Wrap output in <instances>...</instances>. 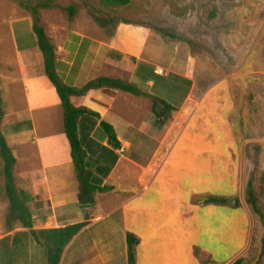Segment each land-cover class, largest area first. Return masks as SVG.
Returning a JSON list of instances; mask_svg holds the SVG:
<instances>
[{"label":"crops","instance_id":"obj_1","mask_svg":"<svg viewBox=\"0 0 264 264\" xmlns=\"http://www.w3.org/2000/svg\"><path fill=\"white\" fill-rule=\"evenodd\" d=\"M9 36L13 47L3 48L0 59V128L15 156L16 186L32 197L27 203L31 226L0 222V264H128L127 232L139 240L134 264H187V254L199 264L193 250H204L193 229L204 206L193 199L197 180H202L196 159L205 149L179 146L183 130L172 139L173 111L186 116L194 106L189 90L179 101L172 97L170 74L185 82L188 77L155 63L154 55L145 52L151 30L120 22L110 32L75 25L51 36L55 71L66 85L80 89L107 77L138 90L101 86L70 96L72 105L94 112L78 117L76 135L89 182L108 187L102 191L77 181L63 108L44 73L35 36L17 37L12 25ZM172 63L169 53L168 65ZM157 66L162 74L154 72ZM149 95L171 110L156 101L153 111ZM102 121L112 126L119 147L109 144ZM176 151L194 152V158L188 161L180 152L175 156ZM189 178L195 184L185 186Z\"/></svg>","mask_w":264,"mask_h":264},{"label":"rangeland","instance_id":"obj_2","mask_svg":"<svg viewBox=\"0 0 264 264\" xmlns=\"http://www.w3.org/2000/svg\"><path fill=\"white\" fill-rule=\"evenodd\" d=\"M43 1L49 6L38 8L40 25L50 38L75 25L110 32L127 22L151 30L145 52L154 55L155 63L188 77L185 82L170 74L173 100L189 90L190 103L198 104L186 116L173 111L172 139L183 130L179 146L205 149L196 159L202 165L198 195L227 198L226 205H204L196 218L194 238L204 251L193 254L199 264L207 255L218 264L237 259V264H264V0H130L113 9L98 0H0V59L3 48L13 47L9 25L17 37L30 33L34 38L29 12L20 4ZM193 154L180 152L188 161ZM194 179L183 183L195 184ZM248 181L262 217L246 202ZM0 205L4 226L19 223L10 215L1 174ZM187 257V264H194Z\"/></svg>","mask_w":264,"mask_h":264},{"label":"trees","instance_id":"obj_3","mask_svg":"<svg viewBox=\"0 0 264 264\" xmlns=\"http://www.w3.org/2000/svg\"><path fill=\"white\" fill-rule=\"evenodd\" d=\"M101 5L106 8H117L119 6L126 5L130 2V0H98ZM20 6L27 9L29 12V18L31 19V30L36 39V45L39 49L42 59H43V69L44 73L49 80V82L54 87L57 96L59 97L61 106L63 108V128L65 136L68 140L70 146V155L74 164V168L76 171V178L79 182L80 186L90 188L92 191L94 190H107V186L103 187H95L90 184L89 177L87 172L83 167V157L84 151L81 149L77 135H76V123L79 116L83 114H94L91 110L86 107L79 106L76 107L72 105L70 102V96L74 93H83L89 90L101 87V86H111L115 88H119L121 90L138 93V90L132 87L129 84L120 82L115 79L107 78V77H98L89 82H87L82 88L76 89L66 85L57 75L55 71V52L54 45L51 41V38L46 34L42 25H40V17L38 13V8L40 6L47 7L49 3L46 1L39 2L38 5L28 6L26 4L21 3ZM153 101V111L156 101L161 102L166 111L171 110V106L168 105L164 100H161L155 96L149 95ZM2 116V99H1V91H0V120ZM101 127L104 132L107 134L109 144L117 148L119 147V142L116 138L115 132L111 125L102 121ZM14 164H15V156L12 152L11 147L8 145L3 133L0 128V174L3 177V192L5 198L8 202V208L10 215L14 218H17L21 224L25 227H30V212L27 208V203L31 201V196L16 186V179L14 175ZM248 188L246 191V202L250 205L251 209L258 214L259 217H262V213L257 204L256 199L253 196L251 189V182L247 183ZM193 202L198 205H226L227 198L225 196L219 195H198L195 196ZM138 237L132 232L126 233V246H127V260L128 264H134L135 258V249L138 245ZM200 252L199 249H194V254L198 255ZM208 260L201 262L202 264H210L216 263L209 255ZM239 259H237L234 264H237ZM218 264V263H216Z\"/></svg>","mask_w":264,"mask_h":264},{"label":"built area","instance_id":"obj_4","mask_svg":"<svg viewBox=\"0 0 264 264\" xmlns=\"http://www.w3.org/2000/svg\"><path fill=\"white\" fill-rule=\"evenodd\" d=\"M154 72L157 74H162L164 72V69L162 67H155ZM122 151V149H120Z\"/></svg>","mask_w":264,"mask_h":264},{"label":"water","instance_id":"obj_5","mask_svg":"<svg viewBox=\"0 0 264 264\" xmlns=\"http://www.w3.org/2000/svg\"><path fill=\"white\" fill-rule=\"evenodd\" d=\"M233 201H234L233 199L230 200L231 203H232Z\"/></svg>","mask_w":264,"mask_h":264}]
</instances>
